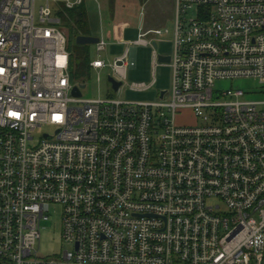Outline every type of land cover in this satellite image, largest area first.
Segmentation results:
<instances>
[{"label": "built area", "instance_id": "obj_1", "mask_svg": "<svg viewBox=\"0 0 264 264\" xmlns=\"http://www.w3.org/2000/svg\"><path fill=\"white\" fill-rule=\"evenodd\" d=\"M36 1L0 0V264H264V0H175L169 64L167 30L121 42L118 90L138 46L171 68L140 102L82 99L55 0ZM245 79L259 92L217 86ZM53 205L71 248L43 256Z\"/></svg>", "mask_w": 264, "mask_h": 264}, {"label": "rangeland", "instance_id": "obj_2", "mask_svg": "<svg viewBox=\"0 0 264 264\" xmlns=\"http://www.w3.org/2000/svg\"><path fill=\"white\" fill-rule=\"evenodd\" d=\"M36 2L35 14L37 16L40 7L45 6L46 1L37 0ZM112 2H114V20L111 22L107 19L105 10L107 5L109 3L112 4ZM51 6L54 9L55 16L56 12L65 8L62 0L53 1ZM83 7L89 18L90 35L100 38L104 34L109 41V46L106 51L101 52L99 55L97 54L95 44L80 46L88 48V59L91 62L98 58L106 64V67L100 71H93L90 68L84 71L85 87L81 89L82 99L106 100L112 98L121 101H155L158 99L157 96L160 90L170 89L172 73L171 68L167 66H159L155 70L154 74L157 85L151 91L138 93L129 89V86L133 83H139L140 81L150 82L153 79L151 47L138 46L135 57L137 59V68H128L126 71V79L119 91L112 89L108 79L109 76H112L111 64L116 57L124 52L126 47L125 45L122 46L115 43L119 36H112L113 31L116 32V30L121 29L123 31L125 27L128 28V33L131 32V35L127 33L123 39L125 41H132L137 38L136 36L140 32V28H143L144 32L153 29L167 30L168 34L160 37L157 42L158 52L163 56H169L171 54L173 47L175 0H84ZM57 26L65 32L69 50L73 51L76 48V38L71 34L69 27L61 21ZM217 86L224 91L240 89L249 93L259 92L260 89L258 82L253 79L223 82ZM252 98L256 101L262 100L261 95H256ZM42 131L52 132L53 128L44 127L38 133ZM50 212L49 221L42 223L43 228L41 230L39 253L43 256H52L63 249L71 248L70 245L67 246L61 241L62 213L60 207L53 205Z\"/></svg>", "mask_w": 264, "mask_h": 264}, {"label": "trees", "instance_id": "obj_3", "mask_svg": "<svg viewBox=\"0 0 264 264\" xmlns=\"http://www.w3.org/2000/svg\"><path fill=\"white\" fill-rule=\"evenodd\" d=\"M114 1V0H113ZM107 7L113 14L114 10V2L112 4H108ZM56 16L60 19L62 23L69 27L71 34L77 38L79 35L89 36L91 30L89 28V19L86 13L83 4L77 6V8L69 10L66 8H62L56 12ZM68 46V42H67ZM69 50V46H68ZM70 76L72 78V82L75 84H84V71L90 68V60L88 59V48L80 47L76 45V48L73 51H70ZM78 58V59H76ZM79 82V83H77Z\"/></svg>", "mask_w": 264, "mask_h": 264}, {"label": "water", "instance_id": "obj_4", "mask_svg": "<svg viewBox=\"0 0 264 264\" xmlns=\"http://www.w3.org/2000/svg\"><path fill=\"white\" fill-rule=\"evenodd\" d=\"M99 38L97 37H90V36H84V35H79L77 38H76V45L78 46H90V45H93V44H96L98 42ZM154 44V47L157 49L158 48V45L156 43H153ZM170 56H162L160 54H158L157 56V59L160 63H166V64H169L170 62ZM108 81L111 83V87L113 90L115 91H119L118 89L121 87V83L119 82H116L112 77L109 76V79ZM85 85L82 84L79 86V88H84ZM79 88L77 87H74L72 89L73 91V96L75 97H80L81 96V91H79ZM166 91L162 92L161 93V97L162 95L165 93Z\"/></svg>", "mask_w": 264, "mask_h": 264}, {"label": "crops", "instance_id": "obj_5", "mask_svg": "<svg viewBox=\"0 0 264 264\" xmlns=\"http://www.w3.org/2000/svg\"><path fill=\"white\" fill-rule=\"evenodd\" d=\"M105 14L107 15V19L109 20V21H113L114 20V15L111 13V11L109 10V8L107 7L106 8V10H105ZM89 19V18H88ZM89 26H90V24H89ZM124 27V26H123ZM122 30V29H121ZM121 30H116V32H112V36H119L118 37V39L115 41L114 39V41H115V43L117 44V45H121V42L123 43V42H134V41H136L137 40V38H138V36H139V34H140V32L141 31H144V29L143 28H140V32L138 33V35L136 36L137 38L136 39H134V40H132V41H130V40H127V41H125L124 39H123V37H124V35L126 36V34L128 33V28H124V30L123 31H121ZM149 31V30H148ZM121 34H122V36H121ZM129 35H131V32L130 33H128ZM135 35H136V33H135ZM90 37H92L91 35H89ZM110 36V35H109ZM109 36H108V39H109ZM134 37V36H133ZM123 39V40H122ZM124 45V44H123ZM122 45V46H123ZM123 54V53H122ZM121 54V55H122ZM120 55V56H121ZM135 57H136V51H135ZM136 59V58H135ZM160 66H165V65H160ZM159 66H157L156 67V69L158 68ZM136 68H137V59H136ZM155 69V70H156ZM155 70H153V62H152V74H153V79L150 81V82H144V81H140L139 83H145V84H148V85H151L152 83H154V85L151 87V90L153 89V88H155V86L157 85V81H156V76H155ZM139 83H133V84H139ZM151 90H149V91H151ZM149 91H147V92H149ZM164 91H167V90H160L159 92H158V96L157 97H159V94H161L162 92H164Z\"/></svg>", "mask_w": 264, "mask_h": 264}]
</instances>
